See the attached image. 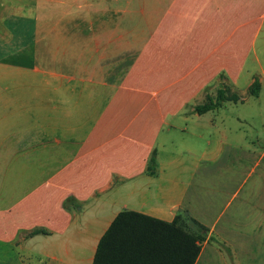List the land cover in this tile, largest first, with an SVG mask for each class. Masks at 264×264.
<instances>
[{
	"label": "crops",
	"instance_id": "crops-1",
	"mask_svg": "<svg viewBox=\"0 0 264 264\" xmlns=\"http://www.w3.org/2000/svg\"><path fill=\"white\" fill-rule=\"evenodd\" d=\"M254 78L264 0H0V264H91L122 210L264 264V147L236 102L193 112Z\"/></svg>",
	"mask_w": 264,
	"mask_h": 264
},
{
	"label": "trees",
	"instance_id": "trees-1",
	"mask_svg": "<svg viewBox=\"0 0 264 264\" xmlns=\"http://www.w3.org/2000/svg\"><path fill=\"white\" fill-rule=\"evenodd\" d=\"M259 87L254 78L247 88L248 95L256 97ZM226 101L237 102L240 97L219 87L214 96L206 94L201 103L194 105L193 112L201 114ZM154 164L152 153L147 164L150 174ZM180 217L178 213L171 222H164L129 210L119 211L98 239L91 264H194L205 229L191 219L197 228V232H192Z\"/></svg>",
	"mask_w": 264,
	"mask_h": 264
},
{
	"label": "rangeland",
	"instance_id": "rangeland-1",
	"mask_svg": "<svg viewBox=\"0 0 264 264\" xmlns=\"http://www.w3.org/2000/svg\"><path fill=\"white\" fill-rule=\"evenodd\" d=\"M242 97L243 100L240 98L239 102L226 104L221 114L238 116L246 124L244 131L247 140L261 149L264 147V87L258 97L248 94ZM187 227L191 228V225Z\"/></svg>",
	"mask_w": 264,
	"mask_h": 264
}]
</instances>
